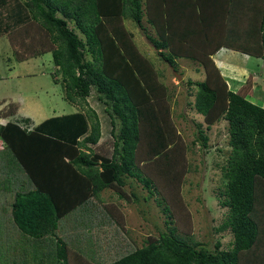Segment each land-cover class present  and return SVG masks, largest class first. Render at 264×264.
Here are the masks:
<instances>
[{
  "label": "trees",
  "instance_id": "16d2710c",
  "mask_svg": "<svg viewBox=\"0 0 264 264\" xmlns=\"http://www.w3.org/2000/svg\"><path fill=\"white\" fill-rule=\"evenodd\" d=\"M19 1L14 0V14L9 6L4 15L19 20L18 29L4 28L17 57L50 52L54 80L80 110L33 127L29 117L0 124L6 143L0 150V228L11 223L17 233L0 235L11 254L0 261L264 264V105L249 98L253 72L248 83L232 90L213 58L228 47L264 59V0ZM20 5L29 16L16 12ZM127 19L150 26L147 39L173 71L174 58L201 65L204 78L188 82L195 87L194 107L207 128L228 122L230 149L218 192L227 213L214 230L232 233L229 248L192 238V214L182 194L190 172L188 147L172 116L169 88L137 47ZM93 90L112 125L111 156L94 147L103 133L100 115L88 101ZM16 111L9 104L0 116ZM197 134L196 142L208 149L209 135L202 129ZM109 190L132 198L152 225L141 242L117 219L115 203L103 199ZM153 196L157 216L149 202ZM68 224L78 237L67 234ZM96 238L98 251L86 254L85 245Z\"/></svg>",
  "mask_w": 264,
  "mask_h": 264
},
{
  "label": "rangeland",
  "instance_id": "374dc122",
  "mask_svg": "<svg viewBox=\"0 0 264 264\" xmlns=\"http://www.w3.org/2000/svg\"><path fill=\"white\" fill-rule=\"evenodd\" d=\"M20 1L23 2L24 0ZM7 9H9L7 4H0V21H2L0 23V102H4L0 104V109L6 107L8 102H17L24 97L23 100L25 101L20 114L30 116L34 120V126L39 125L48 118L70 115L80 110L79 106L65 99L63 83L60 80L58 82L54 80L52 74L56 71L50 52L23 60L17 57L16 46L10 43L6 34L9 32L7 30H16L19 20L4 16ZM17 10H21L19 12L22 13V17L29 16V10L24 5H20L16 12ZM125 22L127 28L133 34L139 50L154 63L155 68L161 74V79L167 84L171 97L170 104L173 109L172 116L188 147L187 159L190 164V172L184 179L182 194L192 214V238L206 242L211 248H214L217 241L222 243V248H229L233 240L232 233L229 231L217 233L214 230L221 224L227 213V207L219 203L218 192L223 186L221 166L226 163L230 149L228 144V122L222 119L207 128L203 116L194 107L195 87L189 85L188 82L204 78V71L200 64L187 58H174L175 66H177L176 72L181 75V79H179L173 69L169 68V65L162 60L158 50L147 39L146 33H151L150 26L144 23L145 27L142 28L130 19ZM70 26L73 27L74 24L70 23ZM5 27H7L6 33ZM235 53L241 60H245L241 51L235 50ZM236 62L241 64L240 61ZM247 66L254 71L255 75V79L252 80L254 83L252 94L249 98L253 102L264 105V59L249 56ZM247 80L248 77H245L241 85L248 83ZM231 88L239 89V87L234 88L233 86ZM4 98H6V102L3 101ZM88 101L99 113L102 124L103 136L100 139L101 142L94 147L98 152L111 156L113 149L112 125L105 111V104L98 100L94 90L88 97ZM10 119L15 120L14 118ZM0 123H3L2 116H0ZM199 129L205 131L210 137V147L208 149L202 147L201 141L197 140L196 142L195 140ZM155 196L149 202L153 207L154 216H157L158 208H156ZM102 197L106 202L113 201L115 203L114 208L117 219L120 222L122 219L125 221V226L129 229L132 238L138 243L141 242L142 237H146L151 233L150 231L153 230L152 225L145 220L140 206L132 198L131 201L120 199L113 193V190L103 192ZM62 225L64 226L66 223ZM68 226L75 228L71 224H68ZM13 233L17 234L16 232ZM1 234H3L2 231ZM67 234L74 237L79 236L76 231H72L71 227H68ZM107 238L110 242V237ZM45 239L49 242L54 240L55 237H46ZM95 240L92 244L85 245V253L92 254L98 251L100 247V245L98 246L100 244L99 238ZM69 241L73 243L75 240L69 239ZM73 249L72 252L80 253L79 248L73 247ZM93 255L97 256V253ZM4 257H11V254L3 240H0V260ZM102 257L103 255L99 259ZM54 261L55 264H60L56 263V259ZM0 263L3 264L1 261Z\"/></svg>",
  "mask_w": 264,
  "mask_h": 264
},
{
  "label": "crops",
  "instance_id": "0c3cea01",
  "mask_svg": "<svg viewBox=\"0 0 264 264\" xmlns=\"http://www.w3.org/2000/svg\"><path fill=\"white\" fill-rule=\"evenodd\" d=\"M7 4H8V7L10 6V11L9 12L11 14H14L15 10H13V8H16L14 0L11 1V2L9 1ZM236 54L237 53H235L234 49H231V48H228V47H222L218 52H216V54L213 55V58H214L216 64L220 68L221 73L223 74V76L228 81L230 88H231V86H233L234 88H238V87L240 88L242 86L241 85L242 84V80L245 77H248L250 72L254 73V71L250 70L248 68V66H247V59H249V55L243 53L244 59H245L243 61ZM236 61H240L241 64H238ZM254 79H255V75H254ZM231 89L236 91V89H233V88H231ZM23 99H24V97H22L21 100H19L17 102H8L7 103L8 105L9 104L16 105L17 106V111L12 116H9V117L8 116L7 117L6 116H2L3 122L7 123L9 120H11L10 118H14L15 120H19V119H21L23 117L31 118L30 116L20 114V110L22 109L23 103L25 101ZM3 101L6 102V98H4ZM2 103H4V102H0V104H2ZM8 105L6 107H3L2 109H0V111L6 109L8 107ZM31 120H32L31 126L33 127L34 126V124H33L34 120L32 118H31ZM6 123H0V124L4 125ZM100 142L101 141H99L96 145H98ZM8 227H9V229H7V226L4 225V227H2V229L0 228V234H1V231H2V233H4V236L12 234V230H15V229H13V225L10 223V225Z\"/></svg>",
  "mask_w": 264,
  "mask_h": 264
},
{
  "label": "built area",
  "instance_id": "2783aa9c",
  "mask_svg": "<svg viewBox=\"0 0 264 264\" xmlns=\"http://www.w3.org/2000/svg\"><path fill=\"white\" fill-rule=\"evenodd\" d=\"M6 123V122H3ZM6 143L5 140L0 136V150H2L5 147Z\"/></svg>",
  "mask_w": 264,
  "mask_h": 264
},
{
  "label": "water",
  "instance_id": "95a60500",
  "mask_svg": "<svg viewBox=\"0 0 264 264\" xmlns=\"http://www.w3.org/2000/svg\"><path fill=\"white\" fill-rule=\"evenodd\" d=\"M174 73L177 75V77H178L179 79H181V75H180L179 73H177L176 71H174Z\"/></svg>",
  "mask_w": 264,
  "mask_h": 264
}]
</instances>
